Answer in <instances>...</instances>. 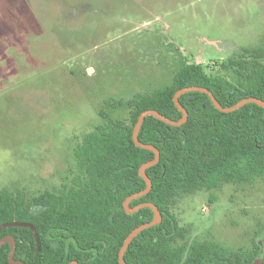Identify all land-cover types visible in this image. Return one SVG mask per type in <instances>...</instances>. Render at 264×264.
<instances>
[{
	"label": "rangeland",
	"instance_id": "374dc122",
	"mask_svg": "<svg viewBox=\"0 0 264 264\" xmlns=\"http://www.w3.org/2000/svg\"><path fill=\"white\" fill-rule=\"evenodd\" d=\"M260 46L264 0H0V190L57 185L101 112L130 118L182 56L233 81L221 63ZM170 211L189 238L249 249L264 182L201 188Z\"/></svg>",
	"mask_w": 264,
	"mask_h": 264
},
{
	"label": "trees",
	"instance_id": "16d2710c",
	"mask_svg": "<svg viewBox=\"0 0 264 264\" xmlns=\"http://www.w3.org/2000/svg\"><path fill=\"white\" fill-rule=\"evenodd\" d=\"M234 80L209 75L198 63L182 56L170 83L136 94L128 119L101 112L104 125H95L73 149V164L57 185L12 192L0 190V239H15L14 258L27 264H121L118 251L124 238L153 217L149 207L127 214L125 197L143 190L146 182L140 165L154 152L132 140L142 111L156 109L171 120L182 117L173 102L183 87L208 88L228 107L244 97L264 100V46L244 47L221 63ZM188 119L172 126L154 116L144 118L138 138L160 151L156 163L146 168L151 190L133 199L154 203L161 221L135 236L124 252L128 264H264V222L257 225L249 249L230 248L213 237L190 236L170 211L189 193L205 188L215 191L225 183L264 182V107L246 103L232 112L215 108L202 91L179 97ZM214 196L209 198L212 202ZM29 222L28 227H2L6 222ZM10 243L0 246V264H10Z\"/></svg>",
	"mask_w": 264,
	"mask_h": 264
},
{
	"label": "water",
	"instance_id": "95a60500",
	"mask_svg": "<svg viewBox=\"0 0 264 264\" xmlns=\"http://www.w3.org/2000/svg\"><path fill=\"white\" fill-rule=\"evenodd\" d=\"M189 91H202L205 92L209 99L211 100L212 104L215 106L216 109H218L221 112H232L235 111L236 109L240 108L241 106H243L244 104H248V103H255L261 107H264V100L260 99V98H256V97H244L241 100H239L238 102H236L235 104L228 106V107H224L222 106L219 101L215 98V96L212 94L211 91L208 90V88L204 87V86H199V85H191V86H187V87H183L178 89L174 95H173V102L175 104V106L181 111L182 113V117L178 120H171L170 118H168V116L162 114L161 112H159L156 109H147L141 112V114L139 115V117L136 119V123L134 125L133 128V132H132V140L134 142V144L138 147L141 148H145V149H149L151 151L154 152V158L142 163L138 169V173L141 176V178L144 179V181L146 182V186L143 190L134 193L130 196L125 197V199L122 202V206L124 208V210L126 211L127 214L130 213H134L136 211H138L141 208L144 207H149L152 212H153V217L150 221L145 222L139 226H137L136 228H134L128 236H126V238H124L122 245L119 248L118 251V260L121 264H128L125 261L124 258V252L126 251L129 243L132 241V239L137 236L140 232H142L143 230H145L146 228L153 226L157 223H159L161 221L162 218V214L160 212V210L158 209V207L152 203V202H141L133 207H130L129 203L138 197L144 196L146 195L152 188V181L150 179V177L147 175L146 173V168L153 165L154 163H156L158 161V159L160 158V151L159 149L151 143H143L139 140L138 138V133L140 130V127L142 125V122L144 120V118H146L147 116L151 115L156 117L157 119L164 121L166 123H168L169 125L172 126H180L182 125L186 119H188V111L185 107H183V105L180 103L179 101V97L186 92ZM2 227H28L31 229V231L33 232L32 234L34 235L35 239L38 240V234H36V229L34 227L33 224L29 223V222H18V221H13V222H6L2 224ZM5 242H9L10 243V251L8 254V262L10 264H27L21 260L15 259L14 258V251H15V239L12 235H5L3 238L0 239V246L2 244H4ZM69 264H79L76 260L71 261ZM253 264H260V258H257L255 260V262Z\"/></svg>",
	"mask_w": 264,
	"mask_h": 264
}]
</instances>
